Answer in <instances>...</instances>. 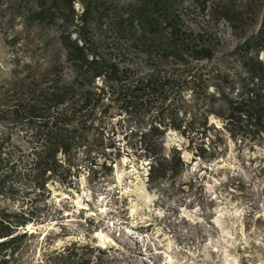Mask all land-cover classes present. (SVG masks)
Instances as JSON below:
<instances>
[{"label": "trees", "instance_id": "16d2710c", "mask_svg": "<svg viewBox=\"0 0 264 264\" xmlns=\"http://www.w3.org/2000/svg\"><path fill=\"white\" fill-rule=\"evenodd\" d=\"M75 1L82 5L79 12ZM183 1L129 0L117 15L120 35L104 46L88 35L89 23L113 10L102 0H32L30 8L15 7L12 18L58 24V33L55 43L40 40L43 47L54 46L48 62L36 70L27 64L23 75L0 85V195L21 184L25 195H48V181L71 187L83 164L92 175L96 164L110 168L113 159L98 162L90 155L94 142L87 144V131L102 132V123L94 127L95 116L113 107L137 136L130 144L138 146L135 161H148L149 182L172 177L185 165L179 149L164 152L167 128L186 136L206 162L220 157L226 137L249 147L264 145V15L253 35L218 60L206 35L184 27ZM206 1L190 5L204 8ZM213 4L214 18L242 21L244 12L233 0ZM230 59L237 63L230 66ZM40 219L32 208L0 205V264L19 256L26 235L20 229ZM73 256L67 252L62 264L83 263L71 261Z\"/></svg>", "mask_w": 264, "mask_h": 264}, {"label": "rangeland", "instance_id": "374dc122", "mask_svg": "<svg viewBox=\"0 0 264 264\" xmlns=\"http://www.w3.org/2000/svg\"><path fill=\"white\" fill-rule=\"evenodd\" d=\"M102 1L113 10L107 8V16L88 25V35L99 46L120 35L117 15L129 2ZM216 2L220 0H207L202 8L184 0L181 9L184 27L206 35L205 43H211L214 58L221 60L253 35L263 19L264 0H233L244 12L236 23L212 16ZM32 3L0 0V85L23 75L27 64L34 70L42 67L54 52L53 44L43 47L40 40L55 43L58 24L38 25L10 16L18 5L30 8ZM81 7L74 2L76 11ZM117 112L113 107L95 116L94 127L102 123V132L87 131V144L94 142L88 145L90 155L98 162L113 159L110 168L96 164L92 175L88 163L83 164L71 187L48 181V195H25L23 184L0 195L1 206L12 211L32 208L41 217L27 223L30 229H25L27 224L20 229L26 235L19 256L9 264H62L67 252L74 254L71 261L82 264H264V145L249 147L226 137L220 157L206 162L195 155L197 146H189L186 136L167 128L164 152L179 149L185 165L172 177L149 182L148 161H135L138 146L130 144L137 136L129 133V123ZM109 220L115 227L107 226Z\"/></svg>", "mask_w": 264, "mask_h": 264}, {"label": "built area", "instance_id": "2783aa9c", "mask_svg": "<svg viewBox=\"0 0 264 264\" xmlns=\"http://www.w3.org/2000/svg\"><path fill=\"white\" fill-rule=\"evenodd\" d=\"M107 226H108V227H115V222H114V220H109V221L107 222Z\"/></svg>", "mask_w": 264, "mask_h": 264}, {"label": "water", "instance_id": "95a60500", "mask_svg": "<svg viewBox=\"0 0 264 264\" xmlns=\"http://www.w3.org/2000/svg\"><path fill=\"white\" fill-rule=\"evenodd\" d=\"M31 226V225H30ZM31 228V227H30ZM30 228H28L27 226H25V229H30Z\"/></svg>", "mask_w": 264, "mask_h": 264}, {"label": "bare ground", "instance_id": "6f19581e", "mask_svg": "<svg viewBox=\"0 0 264 264\" xmlns=\"http://www.w3.org/2000/svg\"><path fill=\"white\" fill-rule=\"evenodd\" d=\"M29 224V223H28ZM27 224V227L30 228L31 226Z\"/></svg>", "mask_w": 264, "mask_h": 264}]
</instances>
